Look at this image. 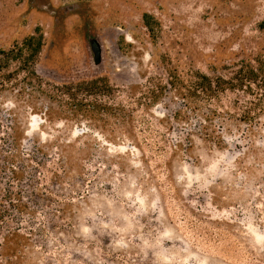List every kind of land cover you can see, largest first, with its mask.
Returning <instances> with one entry per match:
<instances>
[{"label": "rangeland", "instance_id": "obj_1", "mask_svg": "<svg viewBox=\"0 0 264 264\" xmlns=\"http://www.w3.org/2000/svg\"><path fill=\"white\" fill-rule=\"evenodd\" d=\"M30 36L41 46L26 61ZM18 47L0 70V212L14 217L0 244L23 235L10 236L13 264H264V109L213 117L217 145L166 87L246 64L264 91V0H0V49ZM99 78L108 87L83 88ZM254 94L227 91L223 107Z\"/></svg>", "mask_w": 264, "mask_h": 264}, {"label": "trees", "instance_id": "obj_2", "mask_svg": "<svg viewBox=\"0 0 264 264\" xmlns=\"http://www.w3.org/2000/svg\"><path fill=\"white\" fill-rule=\"evenodd\" d=\"M142 19L151 39L154 41L156 36L155 27L158 26V23L148 13H143ZM23 46L28 47L30 50V53L26 59L27 61L29 58H32L37 54L41 46V38L39 37L36 39L35 37L30 36L23 41ZM22 52V47H18L16 49L13 48L7 51L0 49V70L6 68L9 61L15 60L17 57L21 56ZM100 82H103L104 87H108L107 81L104 78H99L86 83L87 86L83 88H87L85 90L97 89L98 83ZM260 82L263 81L260 79L258 71L250 67V65L245 64L242 65L236 72H234L231 77L226 78L220 75L210 77L199 71H191L185 78H179L176 74H171L167 80L166 87L181 96L185 100V106L189 107L190 110H198L200 112L202 121L204 122L199 123L201 129L203 130L201 132L203 135L201 138L207 142H214L219 145L223 141V135H221V133H213V130L211 132L207 131V129L213 125V117L219 114L222 115L223 112L226 111L225 113L229 117L244 121L253 120L255 115L261 113L264 109V105L262 104L264 91ZM252 85H254L258 90H262L263 93L254 92ZM63 89L65 90L63 91ZM63 89H59V91L67 94V96H72L71 88L69 86H64ZM164 89L165 86H160L159 84H156L153 87H148L147 91L142 92L144 95H142V98H140L139 101H143L142 104L144 106L156 103L157 99L163 94ZM227 91H231L233 93L248 92L250 95L255 93L253 95V99L245 100L246 104L244 107H238V98L234 99L232 104H230L235 107L237 106V110H240V118L236 117L239 114L238 111H236V113L231 111L230 105H227L226 109L223 107L222 99L226 96ZM47 94L48 97L51 98L50 94ZM73 102L70 103V101H65V103L63 102V107L66 106L65 108H68L67 110H75L73 107H70ZM85 105L88 104L83 103L82 101L74 103V106L79 108ZM213 105H217V107H220L221 109L219 110L216 107H213ZM42 112L45 116V119L52 116V109L48 105L42 108ZM13 218L14 217H5V214L0 212L1 222L8 224L9 220H13ZM0 230H2V226H0ZM12 235L17 237L23 236L18 231L9 230L6 234H3L2 244H0L2 247L0 256L5 260L4 262L8 264H13L11 257H16L19 253V244H13L10 241V236Z\"/></svg>", "mask_w": 264, "mask_h": 264}, {"label": "water", "instance_id": "obj_3", "mask_svg": "<svg viewBox=\"0 0 264 264\" xmlns=\"http://www.w3.org/2000/svg\"><path fill=\"white\" fill-rule=\"evenodd\" d=\"M96 55V54H95ZM94 58H95V56H94Z\"/></svg>", "mask_w": 264, "mask_h": 264}]
</instances>
